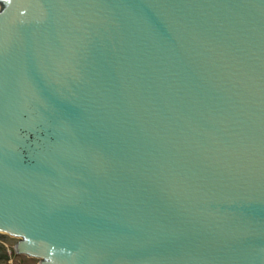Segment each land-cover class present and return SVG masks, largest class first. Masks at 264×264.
<instances>
[{
    "label": "water",
    "instance_id": "95a60500",
    "mask_svg": "<svg viewBox=\"0 0 264 264\" xmlns=\"http://www.w3.org/2000/svg\"><path fill=\"white\" fill-rule=\"evenodd\" d=\"M0 231L40 264H264V0H0Z\"/></svg>",
    "mask_w": 264,
    "mask_h": 264
},
{
    "label": "rangeland",
    "instance_id": "374dc122",
    "mask_svg": "<svg viewBox=\"0 0 264 264\" xmlns=\"http://www.w3.org/2000/svg\"><path fill=\"white\" fill-rule=\"evenodd\" d=\"M3 6L0 3V11ZM18 238L0 231V264H40L39 256L22 253L17 250Z\"/></svg>",
    "mask_w": 264,
    "mask_h": 264
},
{
    "label": "flooded vegetation",
    "instance_id": "af4514ba",
    "mask_svg": "<svg viewBox=\"0 0 264 264\" xmlns=\"http://www.w3.org/2000/svg\"><path fill=\"white\" fill-rule=\"evenodd\" d=\"M19 241V240H18Z\"/></svg>",
    "mask_w": 264,
    "mask_h": 264
}]
</instances>
